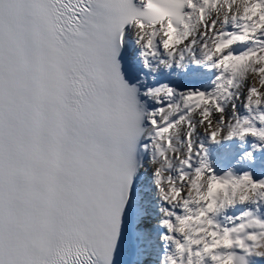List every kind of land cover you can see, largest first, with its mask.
I'll return each mask as SVG.
<instances>
[{
  "label": "snow or ice",
  "instance_id": "6c2138e0",
  "mask_svg": "<svg viewBox=\"0 0 264 264\" xmlns=\"http://www.w3.org/2000/svg\"><path fill=\"white\" fill-rule=\"evenodd\" d=\"M0 264H264V0H0Z\"/></svg>",
  "mask_w": 264,
  "mask_h": 264
},
{
  "label": "bare ground",
  "instance_id": "6f19581e",
  "mask_svg": "<svg viewBox=\"0 0 264 264\" xmlns=\"http://www.w3.org/2000/svg\"><path fill=\"white\" fill-rule=\"evenodd\" d=\"M249 79H250L252 84H255L257 87H259V82H258V78L257 77L250 76ZM218 167H219V165H218Z\"/></svg>",
  "mask_w": 264,
  "mask_h": 264
}]
</instances>
